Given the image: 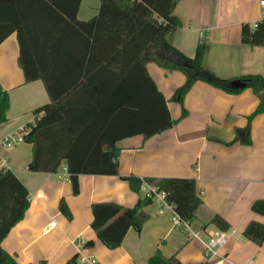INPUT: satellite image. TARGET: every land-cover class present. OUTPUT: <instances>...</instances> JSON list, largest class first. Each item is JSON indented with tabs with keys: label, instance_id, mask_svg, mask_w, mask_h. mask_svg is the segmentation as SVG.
I'll return each instance as SVG.
<instances>
[{
	"label": "crops",
	"instance_id": "crops-1",
	"mask_svg": "<svg viewBox=\"0 0 264 264\" xmlns=\"http://www.w3.org/2000/svg\"><path fill=\"white\" fill-rule=\"evenodd\" d=\"M100 0H80L76 18L85 21L98 12ZM173 13L181 24L168 34V40L184 54L192 56L196 45L204 43L203 65L217 77L231 81L246 73L264 76V45L240 40L243 23L251 26L264 19L260 0H179ZM15 32L0 41V83L8 92L7 119L0 123V168L10 169L28 190V207L1 241L2 247L19 264H147L157 248L181 262L199 264H264V240L256 244L244 237L247 223L264 224V215L253 211L251 203L264 198V110L249 121L248 115L258 97L245 87L225 91L197 79L183 96L186 113L168 129L144 138L134 134L117 140V174L80 173L79 191L63 178L61 165L56 172L28 168L31 144H2L3 136L23 128L34 118L33 110L49 101L40 79L24 82L17 62ZM146 71L166 98L172 118L181 114L182 105L170 99L185 75L168 70L153 61ZM237 135V139L234 138ZM249 136L250 142L242 139ZM192 177L201 203L194 218L181 226L174 223L173 205L153 198L144 207L148 213L140 230L126 231L120 245L106 247L90 226L93 202L112 201L132 206L139 196L155 191L143 184L136 192L121 176ZM63 198L72 217L59 210ZM219 216L228 223L222 229L211 222ZM53 224L48 230V221ZM222 231L225 239L212 249L206 246L211 231ZM91 241V244H87ZM94 259L92 263L90 259Z\"/></svg>",
	"mask_w": 264,
	"mask_h": 264
},
{
	"label": "trees",
	"instance_id": "trees-1",
	"mask_svg": "<svg viewBox=\"0 0 264 264\" xmlns=\"http://www.w3.org/2000/svg\"><path fill=\"white\" fill-rule=\"evenodd\" d=\"M178 1L100 0L97 14L81 21L76 18L80 0H0V41L15 32L24 82L40 79L49 97L34 108L33 120L24 126L23 140L31 144L30 170L56 172L64 162L74 194L79 191L80 173L117 174V140L134 134L147 138L171 127L186 113L183 96L197 79L228 92L251 89L258 103L243 128L248 133L251 118L264 110V76L239 75L236 79L242 85L233 87L228 85L230 80L217 77L203 65V42L192 56L175 47L167 36L181 24L173 13ZM240 40L264 45V19L252 26L243 23ZM148 61L185 75L170 96L182 105L179 117H171L166 98L146 71ZM8 105V92L0 83V123L7 119ZM242 141L249 143V136ZM121 178L136 192L143 184L164 191V201L173 205L184 223L194 218L202 201L192 177L128 174ZM152 192L139 196L132 206L112 201L91 204L90 226L106 247L120 245L128 228L140 230L148 217L144 207L153 201ZM28 204L25 185L10 169L0 168V264H19L1 241ZM58 208L66 218L72 217L63 198ZM250 208L264 215V198L255 199ZM211 222L228 228L219 216ZM242 234L260 244L264 224L251 220ZM146 263L199 264L181 262L175 254L165 256L158 248ZM67 264H76V257Z\"/></svg>",
	"mask_w": 264,
	"mask_h": 264
},
{
	"label": "built area",
	"instance_id": "built-area-1",
	"mask_svg": "<svg viewBox=\"0 0 264 264\" xmlns=\"http://www.w3.org/2000/svg\"><path fill=\"white\" fill-rule=\"evenodd\" d=\"M260 4L262 6V12L264 14V0H260ZM25 132V128H21L20 130H16V131H10L7 132L2 139V144L5 146H12L15 143L21 142L23 141V133ZM5 163V159H2V162L0 163V165H3ZM57 174H61L60 176H63V178H68L69 173L67 170V167L65 164L61 165V172H58ZM150 193V192H149ZM153 197L157 198V199H163L165 196V192L160 190V191H153ZM173 221L176 225L181 226L182 224H185L184 222H182L176 215H174ZM53 224V221H48L46 223V225L44 226L45 230H48L51 225ZM225 239V233L222 231H211L209 234V238L207 240L206 246L208 249H212L215 245L220 244L221 242H223V240ZM90 261L92 263L95 262V260L92 258L90 259Z\"/></svg>",
	"mask_w": 264,
	"mask_h": 264
},
{
	"label": "water",
	"instance_id": "water-1",
	"mask_svg": "<svg viewBox=\"0 0 264 264\" xmlns=\"http://www.w3.org/2000/svg\"><path fill=\"white\" fill-rule=\"evenodd\" d=\"M231 84L234 86H238V85H242V82L238 81V80H233V81H231Z\"/></svg>",
	"mask_w": 264,
	"mask_h": 264
}]
</instances>
